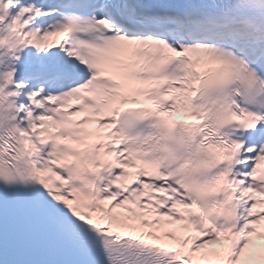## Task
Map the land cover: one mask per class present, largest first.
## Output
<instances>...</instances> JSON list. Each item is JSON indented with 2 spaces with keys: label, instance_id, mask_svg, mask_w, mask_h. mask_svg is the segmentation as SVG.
<instances>
[{
  "label": "snow or ice",
  "instance_id": "obj_1",
  "mask_svg": "<svg viewBox=\"0 0 264 264\" xmlns=\"http://www.w3.org/2000/svg\"><path fill=\"white\" fill-rule=\"evenodd\" d=\"M0 264H264V0H0Z\"/></svg>",
  "mask_w": 264,
  "mask_h": 264
}]
</instances>
